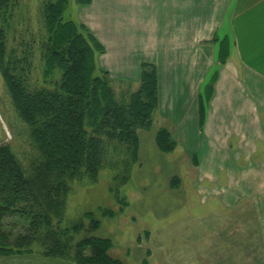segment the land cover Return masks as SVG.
<instances>
[{
    "label": "trees",
    "instance_id": "1",
    "mask_svg": "<svg viewBox=\"0 0 264 264\" xmlns=\"http://www.w3.org/2000/svg\"><path fill=\"white\" fill-rule=\"evenodd\" d=\"M18 2L0 0V72L35 154L25 165L10 146H0V258L38 253L73 264H125L110 255L108 238L75 240L87 219L90 232L99 222L86 213L85 219L65 226L67 198L72 183H95L105 169L117 173L116 181L128 182L140 160L139 132L153 128L158 109L157 69L144 63L139 88L117 92L100 65L105 47L86 25L64 18L69 0H53L44 5L41 58L45 78L60 77L52 89L38 88L28 74V55L8 48L9 22ZM226 48L220 46L223 64ZM216 80L217 73L200 94L202 114ZM155 143L162 153L177 145L164 128ZM173 180L179 184L180 179ZM104 215L114 216V211L104 210Z\"/></svg>",
    "mask_w": 264,
    "mask_h": 264
},
{
    "label": "rangeland",
    "instance_id": "2",
    "mask_svg": "<svg viewBox=\"0 0 264 264\" xmlns=\"http://www.w3.org/2000/svg\"><path fill=\"white\" fill-rule=\"evenodd\" d=\"M51 1L19 0L8 28L9 50L28 55L31 83L50 89L60 77L45 78L41 58L44 5ZM83 1L69 0L64 18L82 23L79 2ZM219 59L223 60L222 55ZM118 65L115 60L108 64L114 89L119 92L130 86L132 91L137 90L140 81L126 83L112 77L122 74ZM216 70L217 65L212 76ZM161 126L155 113L153 128L139 132L140 160L132 166L128 182L116 181L117 173L105 169L95 183H72L64 225L70 227L85 219L86 213L99 222L98 229L90 232L87 230L92 223L87 219L84 231L75 235V240L87 236L108 238L113 244L110 255L125 264H264V214L258 205V196L263 191L230 189L228 174L221 171L225 165L217 166L215 175L203 174L201 171L211 170L205 167L208 161L191 158L190 152L178 142V134H171L177 143L175 149L160 152L155 139ZM2 145L10 146L25 165L35 154L28 140L27 125L20 120L0 72ZM221 162L225 164L220 160L219 165ZM174 178L180 179L178 185ZM104 210H113L114 216H105ZM0 264L73 263L47 260L37 253L0 258Z\"/></svg>",
    "mask_w": 264,
    "mask_h": 264
},
{
    "label": "crops",
    "instance_id": "3",
    "mask_svg": "<svg viewBox=\"0 0 264 264\" xmlns=\"http://www.w3.org/2000/svg\"><path fill=\"white\" fill-rule=\"evenodd\" d=\"M80 20L106 49L101 67L111 75L108 64L120 65L115 80L136 83L144 63L156 67L161 127L208 161L203 174L225 165L230 189L262 190L263 215L264 0H92ZM220 46L229 48L224 65ZM216 65L202 114L199 97Z\"/></svg>",
    "mask_w": 264,
    "mask_h": 264
}]
</instances>
